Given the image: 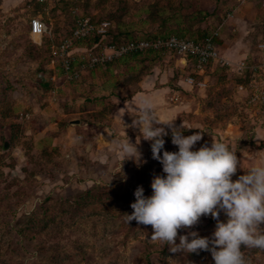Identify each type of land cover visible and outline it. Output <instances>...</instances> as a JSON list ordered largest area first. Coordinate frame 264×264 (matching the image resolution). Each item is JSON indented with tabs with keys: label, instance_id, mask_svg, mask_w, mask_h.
Wrapping results in <instances>:
<instances>
[{
	"label": "rangeland",
	"instance_id": "obj_1",
	"mask_svg": "<svg viewBox=\"0 0 264 264\" xmlns=\"http://www.w3.org/2000/svg\"><path fill=\"white\" fill-rule=\"evenodd\" d=\"M33 17L46 27L40 44L28 32ZM80 17L111 22L107 38L93 51L165 28L192 39L227 28L237 39L235 53L264 65L258 48L264 42V0H0V264H214L209 251L172 252L151 239V225L128 222L134 190L143 185L150 195L151 179L162 173V165L142 138L146 163L138 166L119 151V139L127 134L135 143L139 132L111 127L117 103L102 87L119 91L154 73L155 66L163 74L176 63L167 82L172 91L155 108L159 118L193 128L185 135L205 131L197 147L212 139L234 147L242 168L238 163L233 179L264 154V116L248 104L238 85L241 75L213 64L196 79L205 86H189L185 78L191 69L173 53L146 52L128 59L129 70L113 63L78 81L62 80L51 53ZM221 42L218 36L219 51ZM93 45V39L78 43ZM41 72L58 79L56 95L54 82L44 87L39 80ZM76 119L80 124L70 123ZM96 123L110 132L102 136ZM165 140L166 150H177L170 130ZM220 219H226L223 213ZM214 228L215 220L204 216L191 229H179L177 243L188 230L211 236ZM243 251L250 264H264V250Z\"/></svg>",
	"mask_w": 264,
	"mask_h": 264
},
{
	"label": "clouds",
	"instance_id": "obj_2",
	"mask_svg": "<svg viewBox=\"0 0 264 264\" xmlns=\"http://www.w3.org/2000/svg\"><path fill=\"white\" fill-rule=\"evenodd\" d=\"M129 114L133 117L130 126L138 128L139 135L133 143L126 134L116 142L117 148L139 166L147 162L142 159L140 139L149 141L162 173L153 175L150 195H145L143 185L136 187L130 204L133 211L125 214L128 222L135 219L151 225V239L164 242L172 252L206 250L214 264H250L243 249L264 250V154L258 153L256 162L233 179L238 163L242 166L228 143L212 139L197 147L205 131L197 128L200 131L185 135L193 128L183 121L177 126L175 119L161 120L148 98L132 104ZM169 130L175 151L165 149ZM221 213L226 219H220ZM204 216L215 220L211 236L188 230L177 243L178 230L191 229Z\"/></svg>",
	"mask_w": 264,
	"mask_h": 264
},
{
	"label": "built area",
	"instance_id": "obj_3",
	"mask_svg": "<svg viewBox=\"0 0 264 264\" xmlns=\"http://www.w3.org/2000/svg\"><path fill=\"white\" fill-rule=\"evenodd\" d=\"M29 27L30 37L40 44L46 32L45 24L40 18L33 17L29 21ZM110 30L111 22L108 20L93 21L87 17H80L76 20L75 27L69 36L62 39L60 44L52 50L53 58L57 62V71L61 74L62 80L78 81L83 73L96 71L105 67L109 62L127 55L146 52L175 53L181 65L183 64L181 59L190 65L191 72L185 78L189 86H205L204 81L196 79H200L210 65L233 68L237 74L247 80L246 85H239V87L246 90L248 104L256 106L260 114L264 116V79L262 78L264 65L251 63L247 58L232 62L220 55L215 43L219 35L218 31L210 33L199 42L172 35L164 38L137 39L119 45H106L100 51H93L107 38ZM89 38H98L93 48L78 46V43ZM258 48L264 53L263 41L258 44ZM40 78L47 80L45 75H40ZM50 80L54 82L53 94L56 95L59 87L55 82L58 79L52 77Z\"/></svg>",
	"mask_w": 264,
	"mask_h": 264
},
{
	"label": "crops",
	"instance_id": "obj_4",
	"mask_svg": "<svg viewBox=\"0 0 264 264\" xmlns=\"http://www.w3.org/2000/svg\"><path fill=\"white\" fill-rule=\"evenodd\" d=\"M230 30V29H229ZM228 29L225 28L222 30V32H218L222 40L221 44L219 45L220 51L217 49L223 57L231 60L232 62L235 61V59L241 60L246 57H242L240 54H236L233 50L235 44H237L236 37L230 36V33H228ZM183 62V67H189L190 65L187 63V61H184L183 59L180 60ZM179 62V59L178 61ZM236 62V61H235ZM125 65L128 70L131 69L130 65H128L126 62ZM181 65V64H180ZM178 65L175 63L172 67L167 68L168 70H165L163 74H161V69L158 66H155L154 73H150L147 75L142 76L140 79L133 81V82H127L123 84L121 87H119V91L113 90V88L108 89L107 86L102 87V94H106V96L109 95L110 99H115L116 105L115 109L113 111V117L115 118V121H113L111 127H119L120 130L125 129L124 124L128 125L129 127H126L127 130H130L131 132H139L138 128L131 127L133 117L131 114V105L137 104L141 98H148L152 101L153 106L157 108L156 106L160 104V99L162 96H165L167 93H170L172 91V88L170 85H167L168 80L170 79V76L173 75V70ZM228 69V68H227ZM229 70L235 71L233 68H230ZM111 82L115 83L114 80H111ZM115 85H118L115 83ZM111 87H113L111 85ZM125 94V95H124ZM89 97H86L88 99ZM90 99V98H89ZM90 105H94L93 102L89 103ZM124 108L129 109V113L124 110ZM120 116H123L120 117ZM124 122V123H123ZM120 123V124H119ZM123 123V125H122ZM99 129H102V136L106 135V133L110 132L109 126H103ZM106 132V133H105ZM254 133L253 141L255 140L256 133Z\"/></svg>",
	"mask_w": 264,
	"mask_h": 264
},
{
	"label": "trees",
	"instance_id": "obj_5",
	"mask_svg": "<svg viewBox=\"0 0 264 264\" xmlns=\"http://www.w3.org/2000/svg\"><path fill=\"white\" fill-rule=\"evenodd\" d=\"M168 19H164V20H162V23L160 24V26L161 25H163V26H165L164 24H165V22L167 21ZM93 21H99V20H93ZM75 24H76V21H75ZM75 24H74V26H73V28L75 27ZM72 28V29H73ZM71 29V30H72ZM30 31V27H29V25H28V32ZM71 32V31H70ZM172 33H177L176 35L175 34H172ZM70 34V33H69ZM210 34V33H209ZM209 34H207V35H209ZM172 35H175V36H178V37H183V38H186V39H189V40H193V41H196V42H199V41H202L206 36H203L202 38H198V39H192V38H188V37H185V36H183L182 35V31L179 29V30H175V29H168V28H165L164 29V32H159V33H156L155 35H153V36H147V37H144V38H140V39H155V38H164V37H168V36H172ZM44 37V36H43ZM67 37V36H66ZM65 38V37H64ZM63 38V39H64ZM90 39H93V41H94V43L95 42H97V40H98V38H89V39H87V40H90ZM86 40V41H87ZM133 40H137V39H131V40H128V41H126V42H124V43H127V42H129V41H133ZM215 43L217 44V38L215 39ZM60 44V43H59ZM58 44V45H59ZM116 45V44H115ZM117 45H119V44H117ZM148 53H156V52H148ZM140 54H142V53H140ZM158 54V53H157ZM174 55H176L175 53H173ZM135 55H139V54H134V55H127V56H125V57H122V58H120V59H116V60H113L112 62H109L108 64H106V68H109L113 63H117L118 65H120V64H125V62H127L128 61V59H130V60H133L134 59V56ZM51 57L53 58V54L51 53ZM226 69V68H225ZM48 70H51V69H48ZM40 75H45L44 74V72H41V73H39V77H40ZM41 82H43L44 84H43V86L44 87H47V86H49V84L51 83V80L50 79H47V80H42V79H39ZM247 84V80H245V79H243V80H241L239 83H238V85H246ZM103 126H106V125H104V124H100V123H96L95 124V127H98V128H101V127H103Z\"/></svg>",
	"mask_w": 264,
	"mask_h": 264
},
{
	"label": "water",
	"instance_id": "obj_6",
	"mask_svg": "<svg viewBox=\"0 0 264 264\" xmlns=\"http://www.w3.org/2000/svg\"><path fill=\"white\" fill-rule=\"evenodd\" d=\"M86 100L89 101L90 99L88 98ZM70 123H72V124H80V120H78V119L72 120V121H70Z\"/></svg>",
	"mask_w": 264,
	"mask_h": 264
}]
</instances>
